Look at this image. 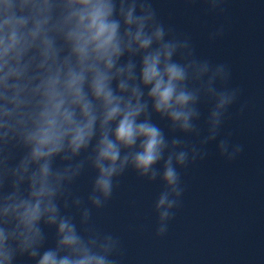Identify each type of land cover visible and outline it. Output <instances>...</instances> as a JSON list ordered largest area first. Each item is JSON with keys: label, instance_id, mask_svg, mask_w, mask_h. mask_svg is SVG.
Returning <instances> with one entry per match:
<instances>
[{"label": "clouds", "instance_id": "clouds-1", "mask_svg": "<svg viewBox=\"0 0 264 264\" xmlns=\"http://www.w3.org/2000/svg\"><path fill=\"white\" fill-rule=\"evenodd\" d=\"M203 4L226 18L227 0ZM232 79L154 0H0V264H122L121 238L93 216L128 171L161 185L154 235L166 237L181 170L209 145L227 163L245 151L224 131L248 109Z\"/></svg>", "mask_w": 264, "mask_h": 264}]
</instances>
